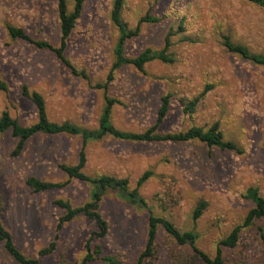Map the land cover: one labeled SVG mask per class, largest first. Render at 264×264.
Masks as SVG:
<instances>
[{"label":"rangeland","instance_id":"1","mask_svg":"<svg viewBox=\"0 0 264 264\" xmlns=\"http://www.w3.org/2000/svg\"><path fill=\"white\" fill-rule=\"evenodd\" d=\"M112 3L85 0L66 48L67 57L87 72L93 85L105 83L114 62L118 30L110 18ZM56 6L57 0H0V81L8 88L0 89V117L8 110L23 126L38 120L35 105L21 91L27 85L44 96L52 121L95 129L105 90L72 74L54 51L15 39L8 31L9 26L22 27L32 37L57 45ZM69 6L73 8V0ZM147 13L160 21L144 23L140 34L127 41L126 55L136 57L146 48L161 49L167 33L183 24L184 31L172 37L170 53L175 61L153 60L145 72L133 65L115 71L107 91L121 102L112 109L113 125L130 132L147 130L156 122L161 97L170 92V111L159 132L186 131L192 126L207 129L218 122L225 139L235 142L241 152L210 147L199 140L142 142L111 135L89 140L85 174L126 178L130 190L138 188L147 203H132L115 189H107L100 202L98 211L108 223V232L96 243L105 255L123 264H136L144 250L150 211L182 231L194 229L199 247L214 255L219 240L242 224L253 207L246 190L255 187L264 196V66L228 51L222 41V35L228 34L233 42L264 54V8L245 0H126L122 17L134 28ZM207 84L213 88L202 95L193 113H186L182 100L200 96ZM17 142L10 130L0 132L1 221L19 249L39 259V264L80 261L98 226L78 215L60 227L66 210L57 200L76 207L91 199L93 184L71 178L60 167L78 163L82 136L37 134L19 155H13ZM148 171L151 175L138 185ZM29 176L65 185L35 192L27 185ZM200 199L208 206L194 223L193 212ZM257 225L264 227V220L245 228L235 247H224L228 263L264 264ZM52 242L55 250L40 256L39 251ZM182 253L193 256L188 246L179 245L160 226L154 255L144 264H176ZM0 264L20 263L0 245Z\"/></svg>","mask_w":264,"mask_h":264},{"label":"trees","instance_id":"2","mask_svg":"<svg viewBox=\"0 0 264 264\" xmlns=\"http://www.w3.org/2000/svg\"><path fill=\"white\" fill-rule=\"evenodd\" d=\"M74 6L70 9L69 0H57V15L59 20V32L60 40L57 45H54L47 39H36L29 35L22 27L9 26V34L13 38L23 39L36 48L47 49L54 51L57 58L66 65L72 74L82 77L87 80L88 83L94 88H103L105 90V102L100 117L99 125L95 129L81 128L70 122L58 123L52 121L49 118L47 104L44 96L38 91H31L27 85L21 87L22 94L30 99L35 105L38 120L28 126L21 125L18 120L14 119L8 110H4L0 117V132L10 130L13 136L18 138L17 145L13 151V155H19L26 142L37 134L45 135H81L83 138L82 150L80 152L79 161L77 164H60V167L68 173L71 178H78L83 181H89L93 184V188L90 194V201L81 205L73 206L68 201L63 199L57 200V203L64 207L66 213L61 216L59 220V226L64 223L72 221L78 215H85L88 218L96 222L98 230L93 232L92 236L86 242V252L83 258L73 264H91L95 261H105L108 264H123L119 259L114 256L105 255L101 245L96 243V239L103 238L108 232V223L98 211L100 202L107 189H115L119 192V195L128 199L132 203L147 206L146 201L139 195L138 188L130 190L128 185V179L117 178L110 175H100L98 177H90L83 171L86 165V146L89 140H101L107 135H111L116 138L126 140L137 141H171V142H185L199 140L206 143L210 147H219L221 149L235 150L241 152L238 145L231 141L226 140L224 133L216 122L209 128L204 129L199 126H192L186 131L179 132H159V126L163 123L170 111L172 94L170 92L165 93L161 97L160 107L157 114L156 122L143 132H130L118 129L112 123V109L115 104L121 103L117 98L108 95L107 91L109 84L115 78V71L122 68L125 65H133L137 70L145 72L146 64L153 60H160L162 62H174V55L170 53V48L173 46L172 37L178 32L184 31L183 24H180L176 31L170 30L165 36L164 46L159 50L152 48H146L136 57H128L126 55V43L129 39L138 36L141 32V27L144 23H156L160 21V18L150 13L142 16L137 25L134 28L129 27L128 23L124 21L122 17V11L126 0H113L110 18L114 26L118 30V35L114 48V62L111 66V70L107 75L104 84L97 83L93 85L89 79V76L85 70L78 69L67 57L66 48L68 40L76 26L77 21L81 17L83 12L85 0H73ZM254 5L264 8V0H245ZM223 45L228 51L236 53L245 59H248L256 64L264 66V54L251 52L248 47L241 43H235L232 41L228 34L222 35ZM211 84H207L204 92L197 96L195 99L183 101L184 111L186 113H193L196 109L198 102L202 95L212 89ZM0 89L7 91V85L0 81ZM151 172H146L138 181V185H141L143 181L148 179ZM27 185L35 192L45 191L49 189L59 188L65 185V183L44 181L35 176H29L27 178ZM245 196L252 201L253 207L246 215L244 222L235 226L231 232L225 237L219 240L215 246L214 255L209 254L199 247V236L197 232L192 230L182 231L169 219L159 217L150 211L148 217V229L147 238L144 250L141 252L136 264H144V262L152 257L155 252L156 240L158 229L162 226L165 231L171 235L179 245L188 246L193 252V256L189 258L187 254L182 253L179 255L176 264H230L225 260L223 249L224 247H235L243 233V230L247 227H252L256 222L264 220V196H262L259 190L255 187H250L246 190ZM208 206V202L204 199H200L193 212L194 223L198 222ZM258 233L262 243L264 244V227L257 225ZM0 245L10 254V256L20 264H39V259L29 257L22 252L16 245L12 233L6 228L0 219ZM56 248L55 242H52L49 246L41 249L39 255L42 257L50 255ZM191 259V260H190ZM61 264H67L61 262Z\"/></svg>","mask_w":264,"mask_h":264}]
</instances>
